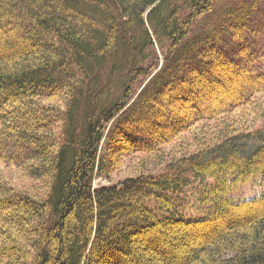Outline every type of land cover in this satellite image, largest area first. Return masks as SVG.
Segmentation results:
<instances>
[{
    "label": "trees",
    "instance_id": "obj_1",
    "mask_svg": "<svg viewBox=\"0 0 264 264\" xmlns=\"http://www.w3.org/2000/svg\"><path fill=\"white\" fill-rule=\"evenodd\" d=\"M256 1L0 0V264H264Z\"/></svg>",
    "mask_w": 264,
    "mask_h": 264
},
{
    "label": "rangeland",
    "instance_id": "obj_2",
    "mask_svg": "<svg viewBox=\"0 0 264 264\" xmlns=\"http://www.w3.org/2000/svg\"><path fill=\"white\" fill-rule=\"evenodd\" d=\"M256 3L258 4L259 14H260L259 18L256 21L261 22V24L263 23V27H264V0H257ZM258 124H260V121L256 125ZM134 164L135 163H133V159L124 160V162L118 168V170H116L114 173L111 174L110 179L105 178V177H96L93 181V186L99 187L103 185H108L110 183H116V182L122 181L127 176H132L136 174V171L134 170ZM188 206H190V204H188ZM195 214H198V213H195Z\"/></svg>",
    "mask_w": 264,
    "mask_h": 264
},
{
    "label": "bare ground",
    "instance_id": "obj_3",
    "mask_svg": "<svg viewBox=\"0 0 264 264\" xmlns=\"http://www.w3.org/2000/svg\"><path fill=\"white\" fill-rule=\"evenodd\" d=\"M239 82V81H238Z\"/></svg>",
    "mask_w": 264,
    "mask_h": 264
}]
</instances>
